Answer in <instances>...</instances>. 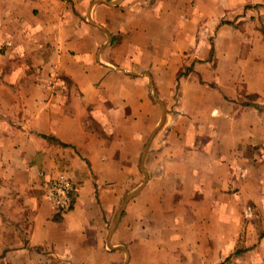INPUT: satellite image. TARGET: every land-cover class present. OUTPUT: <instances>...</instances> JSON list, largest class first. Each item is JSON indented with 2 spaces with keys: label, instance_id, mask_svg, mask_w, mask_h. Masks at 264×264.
I'll use <instances>...</instances> for the list:
<instances>
[{
  "label": "crops",
  "instance_id": "crops-1",
  "mask_svg": "<svg viewBox=\"0 0 264 264\" xmlns=\"http://www.w3.org/2000/svg\"><path fill=\"white\" fill-rule=\"evenodd\" d=\"M0 264H264V0H0Z\"/></svg>",
  "mask_w": 264,
  "mask_h": 264
},
{
  "label": "built area",
  "instance_id": "built-area-1",
  "mask_svg": "<svg viewBox=\"0 0 264 264\" xmlns=\"http://www.w3.org/2000/svg\"><path fill=\"white\" fill-rule=\"evenodd\" d=\"M75 186L63 170L47 180L45 198L61 213L69 212L74 205Z\"/></svg>",
  "mask_w": 264,
  "mask_h": 264
}]
</instances>
